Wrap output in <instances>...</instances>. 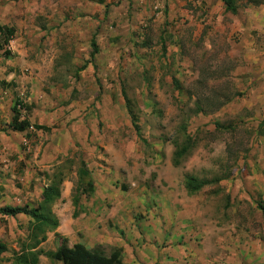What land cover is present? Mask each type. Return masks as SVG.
Wrapping results in <instances>:
<instances>
[{"label": "rangeland", "instance_id": "1", "mask_svg": "<svg viewBox=\"0 0 264 264\" xmlns=\"http://www.w3.org/2000/svg\"><path fill=\"white\" fill-rule=\"evenodd\" d=\"M0 1L15 29L0 69L32 77L24 92L52 112L31 149L50 150V167L36 172L61 179L51 209L70 241L90 216L100 249L121 247L126 264H264V0H236V13L222 0ZM11 81L0 85L17 97ZM188 138L175 165V142ZM186 175L220 181L189 195ZM9 223L0 264L26 235L25 219L0 227ZM59 243L50 232L41 247Z\"/></svg>", "mask_w": 264, "mask_h": 264}, {"label": "crops", "instance_id": "2", "mask_svg": "<svg viewBox=\"0 0 264 264\" xmlns=\"http://www.w3.org/2000/svg\"><path fill=\"white\" fill-rule=\"evenodd\" d=\"M49 3L50 5H53L52 0H49ZM8 9V6L0 1V25L11 26L9 25L10 18L7 14ZM1 53L2 51H0V57L3 56L1 55ZM0 79V83H4L5 79L6 81H10L12 79L10 83L11 85H15L13 91L16 90V96L18 95L17 97L19 98L20 95V99H22L21 103L23 107H20L19 109L20 119L27 118L32 124H43L48 123V121H44L46 120L45 115L49 114L47 116V120H49V123H52V112H44L45 115H42L40 107L41 103H39L35 98H31L24 92V83L27 82L31 83V85H35V80L32 77H28L26 80V77L17 72L16 68L10 69L9 71H6L4 68H2L0 69ZM30 94L32 95V92ZM17 97H15V94L8 88L0 85V206L23 205L21 204L22 200H24L25 204H27V202H29L28 200H32V197L30 195L34 194L33 188H36L35 196L38 198V203L41 199L43 188L49 184V182H46L45 178L43 176H39V173H37L36 171L42 170L46 166L50 167L49 160L46 159L47 156L45 155L47 154L46 151L50 152V150H47L48 148L41 147L40 149L42 151V154L40 157H38V151L40 152V149H35L33 151L31 149L32 138H35L37 140V137H39L40 135L39 130L43 129H35L30 126L26 131H17L12 130L9 126V123L12 120L13 116L12 108L15 104V101L20 100ZM43 125L46 126V124ZM26 132H28V136L26 135ZM22 147L24 148V150H22ZM27 151L33 152V160H27L26 157L22 155V153L25 154ZM9 155H12V157H9ZM20 165L23 167L20 168ZM96 193L97 194H95L93 198V204H96L99 200V192L96 191ZM60 198H64V194L60 193ZM37 203L31 206H36ZM51 211L58 220V226L54 231L47 232V237L48 233L51 232L55 234V232H57L61 236H66L70 245L76 242H81L90 249H100L99 246H101V243L103 242V236L99 231L97 220H93L90 216H87L86 218L81 217V222L78 225L79 227L75 225L74 229L75 231H77L81 228L80 234H82L83 236L81 238H78L77 240L75 239V241L72 242L69 239L68 233L70 229L67 228L66 232H62L63 227L65 228L66 225L64 224L65 221H62V218L59 217L58 213L55 214L52 209ZM3 217L15 220L25 219V221H28L29 219V217L23 213L16 214L15 216L0 214V222H2ZM5 227L9 228L10 223L8 226L2 225L0 227V230H3ZM70 231H72V229ZM42 244L43 242L41 243V245ZM100 250H103L105 252V250L102 248ZM105 253L108 254L110 252ZM135 258L131 259V261L135 262V264H140ZM123 262L124 264H126L124 258Z\"/></svg>", "mask_w": 264, "mask_h": 264}, {"label": "trees", "instance_id": "3", "mask_svg": "<svg viewBox=\"0 0 264 264\" xmlns=\"http://www.w3.org/2000/svg\"><path fill=\"white\" fill-rule=\"evenodd\" d=\"M222 2L227 11L236 13L238 9L236 0H222ZM14 32L15 29L13 26L0 25V35L3 38L0 42L1 55L8 56L10 54V51L5 49L3 45L9 42ZM92 45L93 51H96L94 41H92ZM91 55L93 56V54ZM125 102L127 110L132 117L134 114L130 106V101L126 96ZM18 103L19 100L15 101L12 108L13 116L9 123L12 130L26 131L30 126L35 129H48L47 126L43 124L30 123L27 118L20 119V108L17 107ZM20 107H23L22 103H20ZM263 125L264 118L260 127ZM26 135H28V132H26ZM191 145L192 142H190L189 138L181 143L175 142V150L173 152V163L175 165L180 163L181 157L189 151ZM84 167H86V162L84 159H81V177H89V171ZM219 181L220 178L218 177L206 179L194 175H186L184 178V187L189 195H193L205 186ZM60 183L61 179L58 181L53 180L45 186L41 193V199L36 206H31L29 204L0 206V214L2 215L15 216L16 214L23 213L29 217L26 224V235L19 242V248L13 250L11 258L12 264H39L41 255L57 264H124L121 247H114L111 249L110 253L106 254L100 249H90L81 242L70 245L68 238L59 235L57 232H55V235L60 237V243L55 249L44 250L41 247V243L47 239V232L54 231L58 226V220L51 211V205L60 198ZM83 190L87 192V195L94 192V186L90 178L85 182ZM72 202L74 207H77L79 197L73 196ZM257 205L264 216V204L259 202ZM78 214L79 211L75 208L72 216L76 217ZM5 251H7V246L4 242L0 241V254Z\"/></svg>", "mask_w": 264, "mask_h": 264}, {"label": "built area", "instance_id": "4", "mask_svg": "<svg viewBox=\"0 0 264 264\" xmlns=\"http://www.w3.org/2000/svg\"><path fill=\"white\" fill-rule=\"evenodd\" d=\"M21 100H19V103L17 104V107L20 108Z\"/></svg>", "mask_w": 264, "mask_h": 264}]
</instances>
